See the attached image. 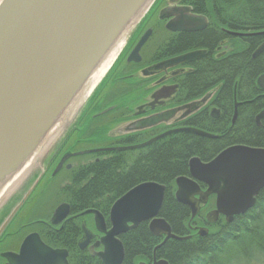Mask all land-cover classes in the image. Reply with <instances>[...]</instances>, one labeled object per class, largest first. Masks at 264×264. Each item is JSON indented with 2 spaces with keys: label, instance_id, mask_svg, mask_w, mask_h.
I'll use <instances>...</instances> for the list:
<instances>
[{
  "label": "trees",
  "instance_id": "trees-1",
  "mask_svg": "<svg viewBox=\"0 0 264 264\" xmlns=\"http://www.w3.org/2000/svg\"><path fill=\"white\" fill-rule=\"evenodd\" d=\"M179 1L189 6L191 13L202 14L207 25L198 31L171 33L151 24L152 35L140 49L139 64L204 49L205 53L184 64V73L169 79L175 88L168 105H184L212 93L206 105L176 126L198 128L215 137L186 130L167 134L136 150L108 149L135 144L162 131L153 127L117 137L106 135V130L125 121L150 91L144 88L146 79L119 71L120 64L131 67L133 63H114L78 117V127L73 126L62 142L93 141L96 147L91 149L99 150L81 156L85 162L77 164L61 189L68 192L72 207H95L107 214L110 205L137 183L153 181L165 186L158 215L172 234L189 237L169 238L155 248L161 239L150 234L146 222H139L119 238L124 251L121 264L151 263L152 258L168 264H264V187L250 209L228 223L219 217L205 235L196 234L192 227L201 224L204 212L190 220L188 207L173 197V180L187 175L190 157L206 162L231 145L264 147V119L255 121L264 108V90L256 85L257 77L264 73V49L252 57L264 41L263 33L256 34L264 31V0ZM159 30L163 36L152 40ZM233 31L242 35L231 34ZM219 45H224L223 52L216 51ZM235 101L238 105L232 121ZM212 108L218 111L216 117L209 114ZM65 149L73 150L69 146ZM76 260L79 264L81 258ZM81 262L101 264L90 256Z\"/></svg>",
  "mask_w": 264,
  "mask_h": 264
},
{
  "label": "water",
  "instance_id": "water-1",
  "mask_svg": "<svg viewBox=\"0 0 264 264\" xmlns=\"http://www.w3.org/2000/svg\"><path fill=\"white\" fill-rule=\"evenodd\" d=\"M148 1L0 0V175L58 117L66 101L86 79L118 33ZM158 18H168L164 29L169 32L198 31L207 24L202 14L191 13L189 6L181 4L160 10ZM150 33V28L143 31L131 46L126 62H140L139 51ZM233 33L242 35L231 32ZM263 49L264 41L253 51L252 57ZM203 53L204 49L187 51L146 66L145 70L152 73L166 70L185 64ZM256 85L264 90V73L257 77ZM199 104L200 101L190 108ZM237 105L238 102L235 101L232 121ZM180 108L134 119L129 128L145 129L164 122ZM216 115V109H212L210 116ZM260 119H264V108L255 116L256 123ZM186 130L196 135L215 137L198 128L181 126L167 129L140 143L108 149L136 150L167 134ZM96 150L99 149L63 154L54 172L68 156ZM198 183L204 184L206 188L202 190ZM173 184V197L175 201L188 207L190 219L197 214L207 197L214 194V208L205 214L206 221L213 223L221 216L225 222H231L232 217L245 213L253 206L258 192L264 187V147L231 145L207 162H202L195 156L190 157L187 175L177 176ZM164 191L163 184L153 181L137 183L129 188L111 204L108 228L101 214L93 209L84 211L93 213L95 230L102 235L91 246L101 245V250L95 254L103 264H121L124 251L118 236L135 228L139 222H146L150 234L162 238L155 248L169 238L182 240L189 237L172 234L167 222L159 217ZM62 207L63 211L60 206L55 210L54 219L65 214L66 206ZM83 232V238L78 242L79 247H83L92 236L85 227ZM206 233V227L197 229L198 235ZM41 247L40 253L53 258L64 254L61 250H50L43 245ZM51 257L43 263H50L53 259ZM152 264L168 263L163 259L153 258Z\"/></svg>",
  "mask_w": 264,
  "mask_h": 264
},
{
  "label": "flooded vegetation",
  "instance_id": "flooded-vegetation-1",
  "mask_svg": "<svg viewBox=\"0 0 264 264\" xmlns=\"http://www.w3.org/2000/svg\"><path fill=\"white\" fill-rule=\"evenodd\" d=\"M162 1L163 0H155V2L150 7L145 19L143 20L144 23H147V21L151 19V14L158 10L156 17L154 18L155 21H153V23L161 25L164 29V24L168 18L159 19L158 15L160 13V10L164 8L178 6L181 3L179 0H176V2L172 4H169L167 2L161 3ZM153 27L154 26L152 25H150L149 27L151 29V33L147 40L152 35ZM222 47H224V45H219L216 48V51H222ZM218 55H220V53L216 56ZM186 69L187 67L184 64H179L159 72H150L154 75L159 76L158 82L160 84L168 85L167 89L165 88L163 90H160L158 93L154 94V96L161 97L164 93L167 92L172 94L175 88V84L172 83L169 79L176 74L182 72L184 73ZM211 94L212 93L205 94L201 104L199 105L200 107L206 105V102L211 97ZM163 103L164 101H161L160 99L159 101L157 100L153 103L146 102L145 100L141 103H138L137 106L139 108H137V111L133 110L131 113L132 115H136V117L132 118V120L155 114L156 112L160 111V109L156 110L157 107H160ZM177 106L179 105L171 107L178 108ZM178 111L179 110H177L176 113ZM161 123L162 122L151 127H147L145 129L156 127ZM111 128H109V130ZM145 129L143 128L139 130H132V132L143 131ZM157 134L153 136H156ZM145 140H142L140 142H143ZM64 146V143H61L57 147L49 148L46 154H44L45 156L40 161L39 165L32 172H30L29 175L24 179V181L19 185V187L22 188L18 189V187L16 189H13V191L10 192V194H8V196H6L5 199H3V201L0 203V264H76L77 260L75 261V259L81 258V260H84L86 256L93 257L97 259L101 264H103L98 258V256L95 254L96 252L101 250V245H98L96 247L91 246L95 242H97L102 235L100 232L95 230V226L93 225V213H85L84 211L87 209H93L98 212V214H101L102 218L104 219V224L106 228H108L109 209L107 214H104L101 209L95 207L78 209L77 207L74 208L71 206L70 198L68 197V195H66L68 194V192L61 189V187L68 182V177L70 176L72 170L75 169L77 164H83L85 162V157H81L85 154L68 156L64 160V162H62L59 169L54 172V169L63 154H70L76 152L68 149L65 150ZM77 158L79 159L75 161V159ZM80 158L83 159L80 161ZM60 175H63V178L57 181ZM53 184L58 185L57 189H47ZM198 185L199 188H201L202 190L206 188V186L202 183H198ZM214 198L215 195L210 194L207 197L206 202L201 204V206L199 207L197 214L202 212V208H205L207 206L209 207L208 211L213 209ZM62 205L66 206L65 214L61 216V218L58 217L54 219V212L59 206L61 207V211H63ZM61 211H59V213ZM208 211H206L205 213H207ZM218 218H216V221L218 220ZM215 222L208 223L205 219L204 214L203 221L200 225L210 226L213 225ZM201 226H192L193 229L196 231V234L197 229ZM83 227L88 229L92 233V236L83 247H79L78 242L83 238L82 235L84 234ZM122 234L123 233L118 236V239ZM159 238L161 239V237ZM41 245L45 246L46 248H49L50 250H61L64 252V254H58L56 255V258L51 257V255L47 256V254L40 253L42 250ZM50 257L51 259L53 258L50 263H43V261L45 262V260ZM81 260L79 264H84L83 262H81ZM151 263L142 261V264Z\"/></svg>",
  "mask_w": 264,
  "mask_h": 264
},
{
  "label": "rangeland",
  "instance_id": "rangeland-1",
  "mask_svg": "<svg viewBox=\"0 0 264 264\" xmlns=\"http://www.w3.org/2000/svg\"><path fill=\"white\" fill-rule=\"evenodd\" d=\"M163 1L161 3L167 2L169 4L170 3L172 4V3L176 2V0H163ZM157 11H155V12H153V14H151L152 15L151 19L148 20L147 23L146 22L144 23L143 20L145 19L146 15H147V12L145 11V13L141 17H139L137 22L134 25H132V27L129 29V31L124 36L125 37L124 43L120 47V50L117 52V54H116V56L113 59L111 64L117 63L119 65L120 63H122L123 60L125 59L126 55L128 54L129 50L132 48L131 46H133V44L138 39V37L143 33V31L145 29L149 28L151 24L157 25L161 29V25L156 24V23H152L153 21H155L154 18L157 15ZM162 34H163L162 31L159 30V32H157L156 34H153L152 40L153 39L156 40L160 36H163ZM111 64L108 67V69L106 70V72H108V70L111 69ZM133 64H135V65H133ZM133 64L131 65V67H126V65H123V63H122L119 66V71L120 72L122 71V73H127V72L130 74L132 73L131 75H134L135 78H143V79L147 80L145 82L144 88L149 89L150 91L144 95V97L141 101L145 100L146 102L153 103L157 100L159 101V99H160L161 101H164V103L161 104L160 107H157L156 110L160 109V111H158V112L171 109L172 107H170L168 105V103H169V100L171 98L169 96H171L172 94L167 92V93H164L163 96H161V97H155L154 96V94L158 93L160 90H163L165 88L167 89L168 85L160 84L158 82V80H159L158 75H154L150 72H146V70H145L146 66H149L151 64H148V63H140V64L139 63H133ZM104 76H105V73L100 78V80L94 85L93 89H91L90 94H88L86 99L83 100V103L81 104L80 108L76 111L74 116H72V118L69 120V122L64 126L61 133L58 135L56 140L52 143L50 148L51 147L54 148V147L59 146L63 142V140H65V137L68 134V132H70V129L73 126L78 127V125H79L77 123L78 117L81 115L82 112H84L85 107L88 104L90 97H92L93 92L97 89L98 85L101 82V79H103ZM203 98L204 97L199 98V99L192 101L190 103H186L184 105L177 106L178 108H180V107H182V108L178 109L179 111L177 113H175L171 118L162 122L160 125H157L156 127H159L158 130H162V131H165V130L170 129V128L178 127V126H176L177 122L182 120L184 117L188 116L189 114H192L194 111H196L200 107L199 105L201 104ZM199 101H200V104L197 107H193L192 109L190 108L191 105L196 104V102H199ZM136 106H137V104L133 107L134 111H137V108H139L138 106L137 107ZM128 116L129 117L127 119H125V121L123 120L120 123L116 124L114 127H112L110 130H107L106 135L108 137H117L120 135H124V133L128 134V133L132 132V129L129 128V125H130V123H132L134 121V120H132V118L136 117V115L129 114ZM95 143L96 142H93V141L86 142L85 144L82 142H78V144L74 143L75 144L74 145L73 143L70 142V143H64V145H65L64 147L66 148V146H69V148H72L73 151H81L84 149L86 150V149L95 148L96 146H92V145H95ZM78 159L79 158L75 159V161ZM82 159L80 158V161ZM84 159L86 160V158H84ZM47 160H48V158H47ZM62 178H63V175H60L58 177L57 181L61 180ZM57 187H58V185L53 184L52 186H50L47 189H51V190L54 189L55 190V189H57ZM21 188L22 187H19L18 189H21ZM202 209H203L204 214H206L205 212L209 210V207L208 208L205 207ZM199 226H201V225H199ZM203 227H206L209 229V226H203ZM139 262H142V261H139Z\"/></svg>",
  "mask_w": 264,
  "mask_h": 264
},
{
  "label": "bare ground",
  "instance_id": "bare-ground-1",
  "mask_svg": "<svg viewBox=\"0 0 264 264\" xmlns=\"http://www.w3.org/2000/svg\"><path fill=\"white\" fill-rule=\"evenodd\" d=\"M151 0L145 4L142 9L131 18L126 26L118 33L110 46L102 54L96 65L90 70L86 79L76 89L73 95L69 98L67 103L63 106V110L60 111L58 117L51 122V125L40 135L35 143L28 146L16 159H14L7 169L0 175V201L3 197L10 194L13 189L19 187L24 179L32 172L40 163L48 151L49 147L56 140L61 133L64 126L74 116L76 111L80 108L83 100L90 94L91 89L100 80L103 74L106 72L113 59L115 58L120 47L124 43V36L129 29L134 25L139 17H141ZM264 32V31H263ZM258 32L256 34H261ZM237 107V106H236Z\"/></svg>",
  "mask_w": 264,
  "mask_h": 264
}]
</instances>
